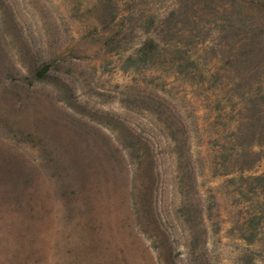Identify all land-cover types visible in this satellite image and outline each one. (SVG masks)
Segmentation results:
<instances>
[{
	"label": "rangeland",
	"instance_id": "1",
	"mask_svg": "<svg viewBox=\"0 0 264 264\" xmlns=\"http://www.w3.org/2000/svg\"><path fill=\"white\" fill-rule=\"evenodd\" d=\"M0 264H264V0H0Z\"/></svg>",
	"mask_w": 264,
	"mask_h": 264
}]
</instances>
